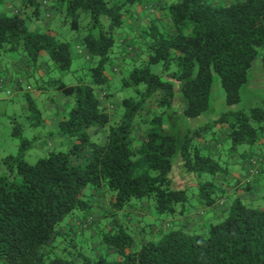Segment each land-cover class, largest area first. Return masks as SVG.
Instances as JSON below:
<instances>
[{
	"label": "trees",
	"instance_id": "1",
	"mask_svg": "<svg viewBox=\"0 0 264 264\" xmlns=\"http://www.w3.org/2000/svg\"><path fill=\"white\" fill-rule=\"evenodd\" d=\"M9 1L19 6L0 9V64L23 51L39 70L47 52L76 82L37 85L75 98L57 121L73 149H53L34 164L22 155L4 160L0 264H264V207L256 205L264 190L254 194L263 178L264 97L240 105L254 62L264 65V0ZM43 16L47 31H30L27 18ZM57 19L78 34L77 46L50 32ZM214 75L226 93L227 108L217 114ZM116 78L128 97L117 100L109 89ZM28 109L34 126L45 122L33 100ZM204 115L206 122L193 124ZM177 154L196 182L192 195L171 177ZM231 164L245 167L243 177ZM106 191L110 211L94 201ZM194 193L196 212L211 218L195 220ZM144 196L175 223L149 237L144 225L132 226L137 239L113 216ZM100 228L117 259L81 250L80 241L96 240ZM68 238L73 248L60 251Z\"/></svg>",
	"mask_w": 264,
	"mask_h": 264
},
{
	"label": "rangeland",
	"instance_id": "2",
	"mask_svg": "<svg viewBox=\"0 0 264 264\" xmlns=\"http://www.w3.org/2000/svg\"><path fill=\"white\" fill-rule=\"evenodd\" d=\"M7 1L8 0H0V9L13 13L19 6V3L16 1ZM38 1L42 7L45 0ZM155 1H157L158 3L167 2L168 4H172L176 3L178 0ZM51 18L52 15L47 14V19L50 20ZM46 21V16H43L40 19L27 18V27L30 31H47V27L45 25ZM101 21L104 25L109 24V19L106 16H102ZM54 22L55 24L50 27V32H54L53 34H55L61 40L71 41L77 46L79 40L78 34L73 31L70 26H65L64 24H62L60 20L57 19ZM51 30H53V32ZM125 35V33H122L121 37H124ZM133 37L134 36H131L129 37V39L132 41ZM2 61L3 62L0 64V66H2L5 70L7 69L10 71H15L14 78L23 75V73H27V71H30L31 68L32 70H35L34 66L31 65L29 59L27 58V55L23 51L5 54ZM262 62L263 61L258 58L253 64V67L249 74L250 83L243 89V103L240 104L242 107H245L246 105H257V101L259 100V98L262 96L264 97V65ZM26 64L29 65L30 68L27 66L24 67ZM40 65H43V68L47 72L45 78L46 82L52 79H58L62 80L68 85L75 84V76L70 73H62L59 69H57L53 61H51L50 56L47 52H43L40 59ZM118 65L119 60L117 59L116 68L118 67ZM17 67L20 69L22 68L23 72L21 75L18 74ZM5 77L6 75L4 73L0 74V81ZM38 80L40 79H37L36 75L34 77H31L27 74V76L24 77V80L21 83L22 87L18 88L15 87V83L4 82L1 84L0 82V178L8 171V167L4 163V160L10 155H22L27 162L34 164L40 158L45 157L53 149L56 151H69L73 149V141L71 139H65L59 136L56 126L52 127L51 125H48V122L55 123L56 118H60L64 113L69 111L71 103L75 101V98L65 97L61 93L54 91L51 87L47 88L45 93H41L37 90V85L38 83H40ZM41 83L44 82L41 81ZM109 89L114 94L117 100L128 97L131 92L125 89H121L119 78H116L114 82H112ZM177 96V98H180V94H178ZM30 98L35 102L38 109L42 112L43 119L45 120L42 125L34 126L33 121H31L30 119L31 111L28 109L29 103L31 101ZM225 100L226 93L222 86L221 79L218 75H214V83L212 89V106L214 107L213 113L217 114L218 112L227 108V106L225 107ZM176 108L178 111L181 110V108L178 106ZM208 119L209 117L204 115L194 120L193 124L204 123ZM17 128L21 129L20 135H16ZM23 139H29L31 142L27 144V148H24ZM228 155L229 153H227L225 157H227ZM228 167L230 171H234L237 166L231 164ZM242 175L244 174L242 173ZM171 177L176 187H178L177 185L181 183L182 185H184V188L188 189L191 195L193 194V192H196V190L194 189H196L197 185L189 184L188 179L191 176L186 173L182 165V160L179 158V154H177L176 156ZM255 189L256 191H254V194L257 193L259 196L264 192H262V190H264V175L260 181V185H257V187L255 186ZM105 195L106 196L101 194L99 197H95L94 201H100V205H102V208L110 211V208L108 206L109 204L105 202L106 199H108V191H106ZM192 197V210L196 212L199 209V202L196 193H194ZM258 199L262 200L260 198ZM247 201L249 202V200ZM229 202H231L230 199ZM132 204H134V208H129V213H115L113 218L119 220V222L127 230H130V232L134 233L137 239H139L141 235L148 237L151 236L150 232L152 230L157 231V229L163 228V230L166 231L168 229L166 227L168 223H171L172 225L175 223L170 217L158 216L155 212L154 201L146 196L141 198H134L132 200ZM256 205L264 207V201L257 202ZM205 218L208 219L209 216H205ZM137 219H142L138 226L137 224H135L138 221ZM142 225L145 226V229L142 230V234L139 236L137 233H139L140 230H137V232H135L132 226L141 228ZM103 234L104 233L101 232L100 228V233L98 234L96 240L87 242V244H85L84 241L81 240V250L90 256L102 254L107 256L110 260L117 259L119 257L118 253L115 250L108 249V246H106L105 243L102 242ZM72 240L73 238H68L63 243H61L60 251H66V249L73 248L71 244L75 243V241ZM94 244L97 246L95 247Z\"/></svg>",
	"mask_w": 264,
	"mask_h": 264
},
{
	"label": "crops",
	"instance_id": "3",
	"mask_svg": "<svg viewBox=\"0 0 264 264\" xmlns=\"http://www.w3.org/2000/svg\"><path fill=\"white\" fill-rule=\"evenodd\" d=\"M24 63H26V62H24ZM26 66L30 68L29 65L26 64L24 67H26ZM17 69H18V71H17L18 74L21 75L23 72L22 68L20 69L17 67ZM14 72L15 71H13V70L12 71L7 70V69L5 70L2 66H0V74L4 73L6 75V77L4 79H1V81H0L1 84L4 82L15 83V87L18 88V87H21V83L23 82L24 77L27 76V74L31 77H34L36 75L37 79L39 78L42 82H45V78H46V74H47L46 70L43 67H41L39 70H32V68H31L30 71H27V73H25L26 75L23 73V75H21L17 78H14ZM40 80H38V81L41 82ZM58 119L59 118L55 119V123L54 122H48V125H51L52 127L56 126V128H57ZM244 169H245V167H243V166H237L234 170V174L236 176L243 177L242 171L244 172ZM262 175H264V168H263V174ZM188 181H189L190 185L196 184L194 179L191 177L188 179ZM177 186H178V188H184V185H182L181 183L178 184ZM200 210H199V212L194 213L195 214V216H194L195 220H198L200 216H203L204 218H205V216H209V218H211L213 215V214H207L206 215V214H204L205 212L203 209H200ZM216 213H218V211H216Z\"/></svg>",
	"mask_w": 264,
	"mask_h": 264
}]
</instances>
